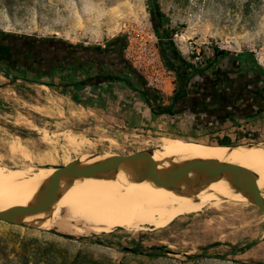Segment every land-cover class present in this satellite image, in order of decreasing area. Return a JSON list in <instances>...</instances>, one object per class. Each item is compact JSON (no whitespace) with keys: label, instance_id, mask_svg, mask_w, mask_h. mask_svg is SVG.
Segmentation results:
<instances>
[{"label":"rangeland","instance_id":"rangeland-1","mask_svg":"<svg viewBox=\"0 0 264 264\" xmlns=\"http://www.w3.org/2000/svg\"><path fill=\"white\" fill-rule=\"evenodd\" d=\"M155 2L166 19L164 28L173 31L174 45L179 44V38L190 39L201 44L206 54L214 56L215 50L230 54L219 59L215 67L237 66L232 56L243 53L247 60V68L243 69L264 75V0ZM150 3L151 0H0V32L54 37L91 48L120 40L124 50L128 32L135 31L141 37L148 27L155 31ZM247 54L255 65H251ZM106 58L112 68L108 76H123L132 85L140 86L141 81L125 64ZM5 71L0 67V73ZM92 74H96L94 70ZM8 75V87L0 90V172L17 169L34 176L50 168L69 167L76 159L92 153L138 155L159 147L163 139L216 145L228 138L233 145L264 144V114L197 129L188 116L174 119L173 125L168 120L167 124L159 122L153 127L131 126L124 112L115 110L113 104L101 103L100 98L85 100L72 88H60L58 78L49 88L24 82L21 74ZM77 77L83 81L81 74ZM197 77L191 78L192 84ZM173 84L166 93L156 94L162 102L176 91V79ZM73 96L86 106L75 103ZM17 140L28 150V158L10 149ZM58 211L63 213L62 208ZM200 211L180 216L157 230L141 225L130 231L67 234L66 238L49 232L54 229L48 226L28 229L0 221V264L264 262L263 216L231 200Z\"/></svg>","mask_w":264,"mask_h":264},{"label":"bare ground","instance_id":"bare-ground-1","mask_svg":"<svg viewBox=\"0 0 264 264\" xmlns=\"http://www.w3.org/2000/svg\"><path fill=\"white\" fill-rule=\"evenodd\" d=\"M10 149L25 158L29 157L28 150L19 140ZM181 156H206L231 161L245 171L249 192L255 196L264 194V144L217 146L163 139L159 141V147L136 155V162L146 166ZM86 157L81 156L69 167L77 166ZM24 172L17 169L0 172L1 208L10 210L18 207L33 181L46 173L32 176ZM230 200L238 201L231 190L208 175L186 183L174 182L163 188L135 187L102 176L87 184L61 190L52 204L38 211L34 222L76 236L112 233L117 229L130 231L141 225L157 230L180 216ZM59 208H62V214Z\"/></svg>","mask_w":264,"mask_h":264},{"label":"flooded vegetation","instance_id":"flooded-vegetation-1","mask_svg":"<svg viewBox=\"0 0 264 264\" xmlns=\"http://www.w3.org/2000/svg\"><path fill=\"white\" fill-rule=\"evenodd\" d=\"M153 16L152 19L156 20ZM121 47L120 40L98 49L70 44L54 37L38 38L0 32V67H5L8 73L21 74L24 82L47 84L49 88L52 87V80L58 78L60 88L67 89L71 88L66 87L68 82L88 83L86 78L93 70L96 73L93 75L99 80L110 78L108 75L112 68L106 57L111 58L113 63L124 65ZM103 67H107L105 71ZM79 74L82 82L77 77ZM197 76L187 96V102L190 100L193 107L199 106L201 110L200 113H193L192 106L188 110L189 116H195L192 118L195 122L193 126L205 121L225 123L249 120L264 114L263 74L243 69L237 63V66H217Z\"/></svg>","mask_w":264,"mask_h":264},{"label":"water","instance_id":"water-1","mask_svg":"<svg viewBox=\"0 0 264 264\" xmlns=\"http://www.w3.org/2000/svg\"><path fill=\"white\" fill-rule=\"evenodd\" d=\"M202 175L219 180L231 190L238 204L248 212L264 216V194L252 195L248 189L245 171L231 161L216 157L181 156L166 162L140 166L136 162V155L122 156L101 152L89 154L77 166L48 169L33 181L18 207L10 210L0 207V221L23 228L38 229L42 225L34 222L36 214L52 204L61 190L87 184L102 176H109L135 187L163 188L178 181L186 183ZM48 231L60 237H69L56 230Z\"/></svg>","mask_w":264,"mask_h":264},{"label":"trees","instance_id":"trees-1","mask_svg":"<svg viewBox=\"0 0 264 264\" xmlns=\"http://www.w3.org/2000/svg\"><path fill=\"white\" fill-rule=\"evenodd\" d=\"M150 8H151L150 9L151 15H154L155 18H156V20L155 19H152V20H153V24H154L153 27H154L155 33H156V35L158 36V38L160 40V43H159L160 53H161V55H162V57L164 59V62L166 64V66L169 69H171V70H173L175 72L176 80H177V83H178V87H177L176 91L174 92V94L172 95V100H171L170 105L167 106V107H159L158 110H157V114L158 115H164V116L168 117L169 123L171 125H173L174 124V122H173L174 119H178V118H180L182 116H189V114H190L188 111L186 113H184L183 109L176 108L175 105H177V104L180 105L184 101L186 103H188L187 102L188 101L187 100V98H188L187 96H188V92H189V87L192 84L191 83V78L193 76H197V75L207 71L211 67H215L219 59H225L226 57H230L229 56L230 54H228L225 51L215 50L213 59L207 65V67L205 69L197 70V69L192 68L191 66L187 65L183 61V59L180 56L178 50L176 49L175 45L173 44V42H172L173 31H168L167 28H164V25L166 23V19L164 18L163 14L160 12L159 6L155 2V0H151ZM157 20L159 21V23L157 22ZM113 41H115V40H112L111 42H108V43L110 44ZM121 48L123 50V45H122ZM246 56L248 57L249 62L251 63L252 66L256 64V62L253 60L251 55L247 54ZM244 57L245 56L242 53V54H237V55L232 56V59H234V61H235L234 63H238L241 67H246L245 65H246V61L247 60ZM126 67H127V65H126ZM128 70H129V68H128ZM77 72L79 73L80 70H77ZM3 73L6 76V78H8L9 75H8L7 70L5 72H3ZM92 73H93V71H92ZM92 73L90 75H88V77L86 78L87 82H92L95 79H98ZM133 75H136V74H133ZM190 76H192V77H190ZM109 77L112 78V76H109ZM136 77L139 80L137 75H136ZM12 79L16 80L15 77H13ZM85 83H86L85 81L82 82V83H79V82L70 83V82H68L66 87L70 86L73 89L74 92L78 93V92H81L84 89V84ZM45 86H48V85L45 84ZM141 86H143L142 83H141ZM73 97H74L73 101L75 103H77L79 105L86 106L85 103H83V104L81 103V101L79 100L78 96H73ZM197 103L198 104H202V102H200V103L197 102ZM188 104L191 105L190 100H189ZM191 110L193 111V113H194V111L196 113H200V111H201L199 106H194ZM203 111L204 110L202 109V112ZM190 117L194 118L195 116L194 117L193 116H189V118ZM210 124H212V123L209 122V121L198 122V124L193 126V128L194 129L207 128ZM187 140H189V139H187ZM210 145H215V144H210ZM216 145L217 146H235V145L231 144V142L229 141L228 138H223V139L217 141ZM250 264H264V262H256V261H254V262H250Z\"/></svg>","mask_w":264,"mask_h":264},{"label":"built area","instance_id":"built-area-1","mask_svg":"<svg viewBox=\"0 0 264 264\" xmlns=\"http://www.w3.org/2000/svg\"><path fill=\"white\" fill-rule=\"evenodd\" d=\"M137 36L135 31L127 34V45L123 50L125 64L138 76L146 90L155 94L166 93L167 87L174 86L176 74L164 62L160 53L159 38L150 27L146 28L144 36ZM178 42L175 47L183 61L194 69H205L207 61L213 58L212 53L206 54L201 44L193 40L179 38Z\"/></svg>","mask_w":264,"mask_h":264},{"label":"crops","instance_id":"crops-1","mask_svg":"<svg viewBox=\"0 0 264 264\" xmlns=\"http://www.w3.org/2000/svg\"><path fill=\"white\" fill-rule=\"evenodd\" d=\"M99 81L95 79L92 82L85 83L80 95H83L85 100H88L87 97L92 99L100 98L101 103L106 101L107 105L113 104L112 106L115 110L124 112L128 125L153 127L159 122L167 124L168 117L158 115L157 110L159 107L169 106L172 97L167 102H162L155 93L146 91L141 86L142 82H140V86L136 87L123 76L101 79ZM7 83L4 73H0V90L8 87ZM175 106L183 109L184 113L193 107L185 101Z\"/></svg>","mask_w":264,"mask_h":264}]
</instances>
